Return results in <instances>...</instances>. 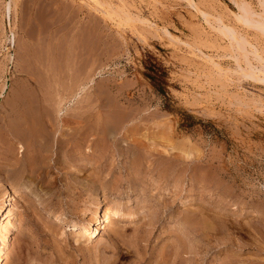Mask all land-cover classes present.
Segmentation results:
<instances>
[{
  "label": "rangeland",
  "instance_id": "obj_1",
  "mask_svg": "<svg viewBox=\"0 0 264 264\" xmlns=\"http://www.w3.org/2000/svg\"><path fill=\"white\" fill-rule=\"evenodd\" d=\"M243 1L264 15L260 0H0L2 264H264V32Z\"/></svg>",
  "mask_w": 264,
  "mask_h": 264
},
{
  "label": "bare ground",
  "instance_id": "obj_2",
  "mask_svg": "<svg viewBox=\"0 0 264 264\" xmlns=\"http://www.w3.org/2000/svg\"><path fill=\"white\" fill-rule=\"evenodd\" d=\"M260 1H261V3H263L262 5H264V0H260ZM237 3H240V2H237ZM244 3H246V2L243 1L242 4L238 5V9H239V11L241 13H239L237 15V18L240 20V22H242L244 24H247V26L249 25V26L255 27V28L259 29L260 31H263L264 32V15L257 14L255 11L252 12L251 8L249 9L248 4L246 6V4H244ZM97 4H101V2H97ZM94 5H95V3H94ZM106 7H107V10H105V14H107V16L115 17V18L119 19L121 21V23L123 21L125 23H127L128 21L130 22V20L132 21V19L133 20L136 19L134 17L132 18V16L129 13V11H127V10H125L123 8L120 9V7H119V12H118L117 10H114V9L110 8L108 5ZM9 10H10V7L8 6L7 7V11H9ZM255 13L258 15V17H257L258 19H255L253 17V16H255L254 15ZM8 15H9V13H8ZM134 21H140V20L139 19H136ZM142 24L144 25V23H142ZM127 26H129V25H127ZM219 31L220 32H223V31L227 32L229 34L230 41H235L237 43V48H242V45H243L244 42H243V40L241 38H239L240 35L237 37L236 31H233L232 28L227 27V25H226V27L222 26ZM13 39H14V35H13ZM12 41H14V40H12ZM243 58H244V60L246 62L245 64H246V68H247V69H245V73L247 75H251V74L253 75L254 74L253 73V70H252L253 66L251 67V64H250L251 63V60H250V56H249V51H247L245 49L243 50ZM208 61L213 66H215V64L212 61H210V60H208ZM254 75L257 76L258 74L257 75L254 74ZM244 76H245V74H244ZM251 77H253V76H251ZM257 78H259V77L257 76ZM95 128L96 127L93 126V129L94 130H95ZM1 196H2V199L0 201V264H2L3 259H4V251L3 250H4L5 246L7 245V240H8L9 233L11 232L12 228L15 226V222H14L15 215H14V212H13V210H11L9 208L8 204H6V201L10 197V195H9V192H8L7 188L4 187L3 185H1ZM118 212H119V209L111 208L109 206L105 207L103 209V211H102V215H101L100 219L97 221V227H96V229H105L108 225L111 224V222H112V216L114 214H117ZM94 214H96V212H94ZM74 226L76 227L77 225H74ZM89 226H90V223L89 222H86V223L82 224V226H78L79 227V230H80V233L88 234V235L91 236L93 234V232H90L89 231L90 230V227Z\"/></svg>",
  "mask_w": 264,
  "mask_h": 264
},
{
  "label": "trees",
  "instance_id": "obj_3",
  "mask_svg": "<svg viewBox=\"0 0 264 264\" xmlns=\"http://www.w3.org/2000/svg\"><path fill=\"white\" fill-rule=\"evenodd\" d=\"M147 69L149 70V74L148 77L151 79L153 85L155 87H157L159 90L162 89V82L160 81V77H161V73H160V69L154 65H151L150 67H147Z\"/></svg>",
  "mask_w": 264,
  "mask_h": 264
}]
</instances>
